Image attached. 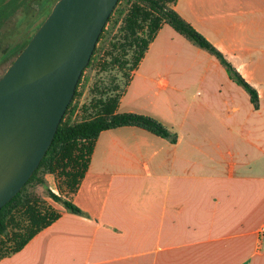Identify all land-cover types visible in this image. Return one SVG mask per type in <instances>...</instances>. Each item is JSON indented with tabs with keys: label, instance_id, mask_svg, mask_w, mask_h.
Returning <instances> with one entry per match:
<instances>
[{
	"label": "crops",
	"instance_id": "0c3cea01",
	"mask_svg": "<svg viewBox=\"0 0 264 264\" xmlns=\"http://www.w3.org/2000/svg\"><path fill=\"white\" fill-rule=\"evenodd\" d=\"M172 8L256 89L258 107L219 60L162 25L117 111L154 117L175 142L102 130L72 196L83 213L44 195L59 217L0 264H264V0Z\"/></svg>",
	"mask_w": 264,
	"mask_h": 264
},
{
	"label": "trees",
	"instance_id": "16d2710c",
	"mask_svg": "<svg viewBox=\"0 0 264 264\" xmlns=\"http://www.w3.org/2000/svg\"><path fill=\"white\" fill-rule=\"evenodd\" d=\"M36 1L38 4L35 5ZM120 2L121 0L117 2L106 21L85 69L92 64L98 42L106 31L107 24L111 22L113 14L117 11L111 29L117 25L118 18L124 12L123 8H118ZM126 2H131V5L119 26L120 36L111 42L110 49L106 50V57L102 59L100 66L105 70L110 65H116L121 75L118 79L112 77L110 85L94 86V93L89 101L78 105L74 100L80 94L78 87L83 77L82 72L74 95L38 167L24 186L0 208V259L19 251L37 232L59 217V212L47 202L44 195L63 205L69 212L83 213L72 202V196L87 170L95 141L102 130L134 125L175 142L176 133L154 117L136 112L117 111L119 99L128 84L131 71L137 67L162 25L169 26L219 60L230 78L248 93L254 107H258L256 89L238 73L221 51L172 8L176 0H126ZM50 6V0H0V76L41 24V22L36 24L37 19L42 17L44 20L48 15L45 9ZM29 7L34 8L35 12L26 24L24 33L12 44L3 45L1 42L3 34L11 27L17 28L23 22L26 17L24 11ZM46 173L54 175L57 193L48 187L44 177ZM39 189L43 192L41 193Z\"/></svg>",
	"mask_w": 264,
	"mask_h": 264
},
{
	"label": "water",
	"instance_id": "95a60500",
	"mask_svg": "<svg viewBox=\"0 0 264 264\" xmlns=\"http://www.w3.org/2000/svg\"><path fill=\"white\" fill-rule=\"evenodd\" d=\"M119 0H56L0 76V208L49 148Z\"/></svg>",
	"mask_w": 264,
	"mask_h": 264
},
{
	"label": "rangeland",
	"instance_id": "374dc122",
	"mask_svg": "<svg viewBox=\"0 0 264 264\" xmlns=\"http://www.w3.org/2000/svg\"><path fill=\"white\" fill-rule=\"evenodd\" d=\"M55 1L56 0H50L51 6L54 4ZM34 4L36 5L38 4V2L36 1ZM130 5H131V2H126V0H121V2L118 5V8H123L124 12L120 15V18H118L117 25L111 29L112 21L116 17L117 11L113 14L111 22L107 24L106 31L104 32L103 36L100 38L98 42V46L94 54V60L92 64L83 71L84 72L83 77L78 87L80 94L75 98L74 103H77L78 105H80L81 103L89 101L90 97L94 93V89H95L94 86L110 85L112 77H115L116 79H118L119 75H121L116 65L115 66L110 65L105 70H102L100 66H101L102 59L106 57L105 56L106 50L110 49L111 42L120 36L119 26L121 25L123 16L128 11ZM51 6L45 9V12H47V14L49 13ZM34 12H35V9L31 7L27 8L24 11V13L26 14V17L23 20V22L17 28L11 27L1 37V42L3 45L12 44L19 36H21L24 33L25 26L26 24H28ZM42 20L43 18L39 17L36 21V24L42 22ZM166 27L170 28L169 26H166ZM46 182L49 184L47 180ZM39 190L41 193L43 192L42 189H39Z\"/></svg>",
	"mask_w": 264,
	"mask_h": 264
}]
</instances>
